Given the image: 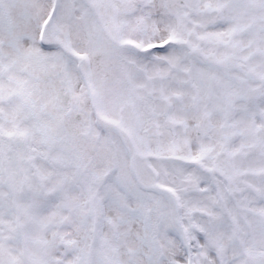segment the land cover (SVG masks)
Segmentation results:
<instances>
[{"label": "snow or ice", "instance_id": "1", "mask_svg": "<svg viewBox=\"0 0 264 264\" xmlns=\"http://www.w3.org/2000/svg\"><path fill=\"white\" fill-rule=\"evenodd\" d=\"M0 264H264V0H0Z\"/></svg>", "mask_w": 264, "mask_h": 264}]
</instances>
